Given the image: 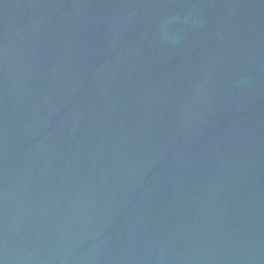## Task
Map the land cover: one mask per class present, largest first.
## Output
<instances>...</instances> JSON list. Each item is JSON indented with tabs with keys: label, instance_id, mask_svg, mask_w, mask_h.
<instances>
[{
	"label": "water",
	"instance_id": "95a60500",
	"mask_svg": "<svg viewBox=\"0 0 264 264\" xmlns=\"http://www.w3.org/2000/svg\"><path fill=\"white\" fill-rule=\"evenodd\" d=\"M0 264H264V0H0Z\"/></svg>",
	"mask_w": 264,
	"mask_h": 264
}]
</instances>
